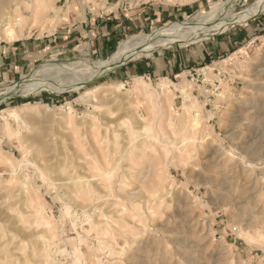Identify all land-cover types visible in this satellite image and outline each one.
Returning a JSON list of instances; mask_svg holds the SVG:
<instances>
[{"label": "rangeland", "instance_id": "374dc122", "mask_svg": "<svg viewBox=\"0 0 264 264\" xmlns=\"http://www.w3.org/2000/svg\"><path fill=\"white\" fill-rule=\"evenodd\" d=\"M235 1L38 0L20 11L16 38L0 33V47L38 49L22 61L14 55L0 74V264H264V10L79 82L82 67L107 61L134 35L199 21L219 2L217 15L228 19L257 0ZM142 10L147 24L116 32L124 13ZM251 25L256 33L200 68L119 73ZM53 61L56 73H36ZM30 74L78 84L27 94ZM162 81L173 102L167 90L158 97ZM37 206L49 225L37 222Z\"/></svg>", "mask_w": 264, "mask_h": 264}, {"label": "bare ground", "instance_id": "6f19581e", "mask_svg": "<svg viewBox=\"0 0 264 264\" xmlns=\"http://www.w3.org/2000/svg\"><path fill=\"white\" fill-rule=\"evenodd\" d=\"M0 1H1L0 3L4 4L6 2H9L10 0H0ZM234 1L235 0H228V2H234ZM225 3L226 2L215 3L213 6H211V8L209 10L203 11V18L199 21H191L189 19H186L184 21L175 23L171 26L163 27L162 29H160V31H158L152 35L145 34V35H134V36H132L125 43H123L119 47V50L107 61H105L103 63L90 62L88 65H86V63H84L86 66L82 67L81 69H84L85 71H84V73L79 74V76H81L79 78V82H83V84H84L90 78L101 75L109 67H112L116 64H120L123 61L125 56L133 58V57H137L140 53L141 54L144 53V55L146 53L149 55L154 50H159V51L164 50V48L171 46L173 43L185 45V44H188L190 42L198 40L202 36L206 37V36H209L212 34H216L222 30L224 31V29L230 27L232 24L234 25L235 22H243L244 23L250 17H252L254 14L264 10V0H257L256 3L254 4V6L250 10L248 9L247 11H242V12L230 15V16H228V19H226V17L224 19H222L224 16L223 17L220 16L221 14L218 16L217 11L219 10V8H221V6L223 4L225 5ZM30 4H34V10H35V7H38L39 2H38V0H16V2H14L12 5H10L11 8L9 10L8 9H5V10L0 9V33L1 34L3 33L4 35L9 36L10 38H16L17 33H18V31H17V20H18V18L24 20L20 11L24 8H29ZM224 10H225V8H224ZM53 62L54 63L49 62L50 64L48 63V64H44V65L40 66L39 68H37L36 73H38V72H43L44 74L56 73L55 71L52 72L53 71L52 69H54V68L57 69V63L58 62L57 63L55 61H53ZM58 64H60V63H58ZM59 67L61 68V71H65V69L69 67V64H68V66L62 65ZM71 68H73V67H71ZM72 74H73V71H72ZM33 75L34 74L24 76L23 81L30 79ZM40 77L42 78V76H40ZM32 79L29 80L30 82L23 84V91H25L27 94H28L27 90L30 91L31 89H34L35 90L34 92L38 93L41 91V89H44V88L45 89L46 88L53 89V90L62 89V88L71 89V88H74L78 84L77 83L78 80L77 81L75 80L76 82L72 81L71 83L70 82L67 83L66 79H62L61 76L56 78V79H53V80H49L47 77L46 78L47 80L44 83L41 82L42 80L39 83L38 79H37V81H36V79H34V81ZM138 83L139 84H137V87L142 82L139 81ZM170 83L174 84V82H170ZM12 87H13L12 85L6 87L7 91L8 90L10 91ZM1 88H3V87L1 86ZM97 89L98 88H95L94 90H92L93 93L92 92L91 93L92 94L96 93ZM169 89H170V87L167 86V82L162 81L161 84L159 85V89L157 90L159 93L158 97H160V94H162V96L165 98V95L163 94L162 91L167 90L168 94H169V95H167V97H168L167 99H168V101H172L173 100V93H171L172 91H171V89L170 90ZM181 93H182V96L184 97V99H186V101H185L186 103L187 102L190 104L193 103V101L191 100V96L188 94V91H186L184 89L181 91ZM91 96H93V95H91ZM148 96H151V94L148 93ZM159 100L160 99H158V101ZM166 100L163 102H166ZM158 101H157V103H158ZM163 102H162V104H163ZM168 104H169V102L166 104V107ZM158 106H160V105L158 104ZM161 107H162V105H161ZM164 107H165V105L163 104V109L165 111ZM160 111H162V110H160ZM164 111H163V113H164ZM197 123H199V122L194 121L193 125L196 126ZM34 211H35L34 215H35L38 223H44L46 225H49L51 223L49 220H47L45 218L42 206H37L34 209Z\"/></svg>", "mask_w": 264, "mask_h": 264}, {"label": "crops", "instance_id": "0c3cea01", "mask_svg": "<svg viewBox=\"0 0 264 264\" xmlns=\"http://www.w3.org/2000/svg\"><path fill=\"white\" fill-rule=\"evenodd\" d=\"M139 11L138 15L131 17L129 14L124 13V16L129 17L128 20L122 18V15L120 14V17L123 19V23H120L118 25L121 27L116 29V32L123 30V24H125L126 28L129 29H136L138 26L147 24L149 18L145 16V14H142V12L146 10H142L141 12ZM262 21L260 23H263ZM262 26L263 25H261L260 27ZM255 27L256 26L251 25L247 28V30L244 29L239 36L230 35L225 38H216V40H213L211 42L209 41L206 43H201L196 46L181 50H168L163 54H157L152 56L151 58H146L144 60L138 61L137 63L125 66L124 68H122V72L119 73L123 75L122 77H128L131 75H149L153 77L178 76L180 74H183V72H187L193 68H200V66L206 64V62L209 61L210 57H213L216 54L219 55L224 51H228L230 47L232 48V46L236 45L237 39L241 41L242 39H244V37H247L249 33H256V30L254 31ZM29 50H31L30 53H35L38 51V49H33L31 43H22L19 46L0 47V74L3 70H6V66L8 64L16 62L14 61L15 56H17V59L19 58V61H22L25 58L24 55L28 54ZM119 73L118 75H120Z\"/></svg>", "mask_w": 264, "mask_h": 264}, {"label": "water", "instance_id": "95a60500", "mask_svg": "<svg viewBox=\"0 0 264 264\" xmlns=\"http://www.w3.org/2000/svg\"><path fill=\"white\" fill-rule=\"evenodd\" d=\"M125 62H121L120 64H118L117 66H115V67H118V66H120V65H123Z\"/></svg>", "mask_w": 264, "mask_h": 264}]
</instances>
